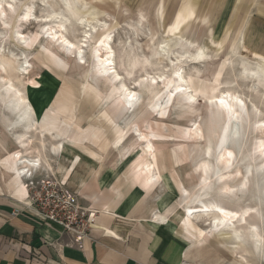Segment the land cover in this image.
Masks as SVG:
<instances>
[{
  "label": "rangeland",
  "instance_id": "rangeland-1",
  "mask_svg": "<svg viewBox=\"0 0 264 264\" xmlns=\"http://www.w3.org/2000/svg\"><path fill=\"white\" fill-rule=\"evenodd\" d=\"M223 1L17 0L14 3L15 9H8L4 15L0 14V29L4 33L0 37V43L4 41L0 60L7 62L6 67L16 77L17 83H24L23 89L30 95L37 111H52L56 116L70 112L72 118L79 116L83 129L95 127L98 140L93 138L95 145H87L96 149L100 155L114 156L118 161L126 158L133 165L142 164L139 162L144 158L134 156L137 145L132 144V136L129 135L126 142L117 147L116 137L121 126L102 115L103 111L118 108L112 102L117 98L118 90L117 84L92 73V47L85 49L88 60L86 66L79 64L77 59L57 53L52 45L41 50L46 41L52 39L49 35L50 27L58 29L62 21L67 23L65 35L72 40L82 39L87 31L88 36L90 35L89 42L97 44L100 36L109 32L113 38L111 46L120 80L127 87L136 88L137 81L144 79L141 87L135 89L139 93L140 104H145L148 98L144 90L147 80L163 75L164 79L170 80L167 81V86L158 88L156 97L140 110L145 113L138 122L142 129L148 128L154 138L167 141L166 145H158L159 149L167 148L164 149L167 158L159 160L167 161V167L172 170L166 174L162 171L159 183L169 194L175 196L171 205L165 207L178 210V214H183L181 207L200 206L202 203L217 204L234 211L257 208L258 212L255 211L248 222L256 226L259 236L254 237L251 230L246 229L242 232L240 244L234 243L235 237L230 233L231 230L225 233L217 229L210 231L212 227L208 220L203 218L198 222L197 226L206 233L205 236L207 233L210 235V243L194 249L199 256L194 264H264V165L261 166L264 153L261 154L257 149L258 143L264 140V133L259 132L258 127L260 123H264V53H258L252 50L250 44H245V39L248 42L256 39L251 34V27L264 0H252L248 12L242 11V19L235 18L236 9H233L225 29L214 34V16ZM29 9L35 15L32 20H38L39 25L23 24V15ZM53 12L59 15L55 16ZM82 15L94 20L88 21L90 25L86 22L81 26L79 17ZM47 16H51V24L43 22ZM67 18L70 19L68 22ZM69 23L75 25L70 26ZM170 23H173L171 31L166 33L164 26ZM18 31L27 35V45L19 43ZM25 57L35 59L34 70L30 76L18 77L13 67H17ZM185 60L188 61L187 64L181 63ZM178 65H182V74L186 79V82L179 83L184 85L179 95L174 92L176 81L173 76V70ZM45 74L58 81L54 91L50 92L52 95L43 86ZM29 79H32V84H29ZM199 80L217 84L220 91L236 92L242 98L245 111L241 115L240 133H232V127L226 123L227 113L218 109L215 104H207L199 97L194 101L190 100L188 94L194 90V81L196 84ZM158 81L162 83L161 79ZM188 84L191 88L187 90ZM87 90L92 94L86 93ZM6 102L2 98L0 84V111L3 113L11 112ZM191 105L195 107L188 110ZM166 111L168 114L165 119ZM196 114H199V121L202 123L204 139L209 140L212 145V181L210 189L201 193L196 201L183 203L179 188L184 186L191 191H198V177L192 169L202 160L204 152L203 148L194 149L191 144L171 145L175 143L174 140H185L188 136L186 127L177 128L173 125H188ZM91 134L93 132L89 133ZM224 145L236 157L232 172L240 170L248 178L247 188H240L239 178H235V175L228 183L236 189L231 195L223 193V184L218 181L222 174L228 173L218 160ZM77 151L80 157H90L80 149ZM189 154L193 156L191 162ZM184 162L189 164L176 168ZM157 165L161 167L159 163ZM249 167L251 173H247ZM39 175H46V172L40 171ZM170 176L174 182L171 188L166 185V179ZM161 186L157 185L156 189H162ZM181 225L184 227V223Z\"/></svg>",
  "mask_w": 264,
  "mask_h": 264
},
{
  "label": "crops",
  "instance_id": "crops-1",
  "mask_svg": "<svg viewBox=\"0 0 264 264\" xmlns=\"http://www.w3.org/2000/svg\"><path fill=\"white\" fill-rule=\"evenodd\" d=\"M245 1L244 4L242 0L223 1L214 16V34L225 29L233 9H236L235 18L242 19V11L248 12L252 5V0ZM251 34L256 39L249 42L245 39L246 46L250 44L252 50L264 53V4L254 18ZM42 83L49 94L58 85L49 74L44 75ZM28 116L25 111H0V264H194L198 261L194 249L210 243V235L203 233L197 238L174 221L172 214H168L165 222L157 219L175 195L169 194L160 183L147 184L141 164L133 165L126 158L118 161L117 157L100 155L92 149L87 143L95 145L93 138L98 140V134L93 126L83 129L78 114L72 118L40 111V116ZM104 118L112 120L111 116ZM53 136L78 147H89L98 156H81L80 161L71 159L54 150L58 141ZM17 153H21V159L16 157ZM23 159L38 164L29 165ZM25 166L63 181L79 205L97 213L88 237L66 233L25 208L26 173L19 171ZM157 185L162 189H156ZM16 211L19 214L15 215Z\"/></svg>",
  "mask_w": 264,
  "mask_h": 264
},
{
  "label": "bare ground",
  "instance_id": "bare-ground-1",
  "mask_svg": "<svg viewBox=\"0 0 264 264\" xmlns=\"http://www.w3.org/2000/svg\"><path fill=\"white\" fill-rule=\"evenodd\" d=\"M16 1L17 0H0V3H3V5H4V9L2 11H0V14L4 15L7 13L8 9H15L14 3ZM9 4L12 5L11 8L8 7ZM53 15L58 16L59 13L53 12ZM23 16H24L23 24H25V25H39V23L37 22L38 21L37 18H36L37 21L32 20V18H35V15L33 14L32 9H29L26 12V14ZM90 19L94 20V18H92V17ZM90 19H87L85 15H82L79 17V22H81L79 24H81V26H82V25H84V23L87 22L88 25H90L89 24ZM69 20L70 19L67 18V22ZM58 21H59V19H58ZM43 22L51 24L53 21L51 19V16H47L45 18V21H43ZM66 24L67 23L62 21L59 23V25L57 27L58 29H56V27H50V29H49L50 38H51V36L52 37L55 36V37H57V39L52 38V39L47 40L46 43L43 45V48L41 50H44L46 48V46L52 45L56 49L57 53L61 54L62 56L68 57V58L77 59L79 64L86 66V64L88 63V60H87V57L85 54L86 53L85 49H89L90 47H92V49H93L92 50V58H93V63H94L92 73L93 74L97 73L101 77L107 78L111 82L117 84L118 95H117V98H115L112 102L114 104H116L118 108H115V110H112V111H106L103 114L104 116H111L112 117V120H111L112 123H114L117 126H119V125L121 126V129H119V132H118L117 137H116L117 142L115 143V145H117V147L122 146L124 144V141L126 142V140L128 139V136L131 135L132 140H133L132 144L137 145V146H135L136 153L134 154V156H139V157H142L146 160L144 163L141 164V172L146 175V183L156 185L162 179L161 178L162 177L161 176L162 171L166 174L168 172L170 173L172 170L169 167H167L169 164L167 161L161 162V160H159V159L165 160L167 158L166 157L167 154L164 151V149H167V148L165 147L164 149H159L158 145H164V144L166 145L167 141L154 138L148 132V128H146V130L142 129L138 122L141 118H143V115L145 113V111H140V110L146 104H148L154 97H156L157 93H159L158 88L167 86L168 85L167 81H170V80L164 79L163 78L164 75L160 76V77H158V76L154 77L153 76V77H151L150 81L147 80V84L144 86V90H145L148 98H147V101L145 102V104L144 103L140 104L139 93L135 89L139 86L141 87V85L144 82V79L141 78L140 80L137 81L138 85L137 86L135 85L136 88L127 87V85H125L123 83V81L120 80V73L118 72V70L116 68L115 58L113 55L114 51H112V46H111L112 39H113L112 35L109 32H104L100 36V38L98 39L97 44H93V43L89 42L88 37L90 35L88 36L89 33L86 31L84 36H82V39L72 40L65 35V32L67 30ZM102 24H104V23H102ZM72 25L74 26L75 24H70V26H72ZM172 25H173V23H170V24H167L166 26H164L166 33H169ZM75 31H76V29H74V32ZM70 33H72V32H70ZM3 34H4L3 31L0 29V37ZM17 39L19 40L20 44H23V45L28 44L27 43V35H25V33L21 32V31L17 32ZM62 40H67L70 44H73L76 47H73L72 49H68L67 45L62 43ZM101 41H103V43H101ZM168 41H166V43H168ZM3 43H4V41H2L0 43V54H1V51H3V49H2ZM163 45H164V43H163ZM80 52L84 53V56H83L84 62L83 63L80 62L81 61ZM159 56H160V54H159ZM163 56L165 57V55H163ZM184 58H183V60H184ZM162 59H164V58L162 57ZM34 60L35 59L25 57L24 60H22V62L18 64L17 67H13V68H15V70L18 73L17 76L18 77H22V76H26V75L30 76L32 71L34 70V64H33ZM101 61H106V63H101ZM181 63L187 64L188 61H186V60L181 61ZM6 65H7V62L5 60H0V84L2 87V98L7 101L6 102L7 105L6 104L5 105L8 106V109L10 111H13V110L25 111L27 116H28V114L40 116V111H37L36 106L32 102L30 95L27 94L23 89L24 83L23 84L17 83L15 81L16 77L12 76L11 72L7 69ZM117 76L119 77V79H116ZM173 76H174V80L176 81L174 92L179 95L181 92L176 91V89L177 88L183 89V87H184V85L179 84V83L180 82L181 83L186 82V79L184 78V76L182 74V65H178L177 67L174 68ZM165 77H166V75H165ZM20 79L22 80V78H20ZM158 79H161L162 83H160L158 81ZM153 80H155L156 82L153 83L152 82ZM191 80H192V77H191ZM29 82H31L29 84H32V82H33L32 79H29ZM190 88L191 87L189 85V86H187L186 89L188 90ZM192 88L194 89L193 92H191V94H188V95H190L189 96L190 100L194 101L195 98L199 97L203 101H205L207 104H215V106H217L218 109H221L227 113L228 119H226L227 120L226 123L230 124V126L232 127V129H233L232 133H234V135L237 134L238 132L240 133L241 115H242L243 111H245V109H244V102H243L242 98L236 92L220 91L219 86L217 84H214L211 82L206 83V82H203L201 80H199L198 83H196V84L194 81V85ZM86 93H89L90 95L92 94V92L90 90H87ZM132 93H135V99H133V100L127 99V96L129 94H132ZM221 99L224 100L225 105L227 107H224L219 103V101ZM210 101H214V102H210ZM241 104L243 105V107H241ZM194 107H195L194 105H191V107H189L188 110H191ZM229 108L231 109V112L228 111ZM183 109H186V107ZM167 112L168 111H166L165 119L167 118V114H168ZM185 112L191 113L192 111H185ZM67 115L70 116L71 115L70 112ZM23 117H24V115H23ZM28 117L30 118V116H28ZM200 118H201V116H200ZM152 120H154V119H152ZM158 120L159 119L157 118L156 121L158 122ZM121 123H123V125H121ZM34 125H36V124H34ZM259 125H260V126H258L259 132L264 133V123H260ZM148 126H150V124ZM173 126H175L177 128L178 127H186L188 130V136L185 140H174L175 143L171 144V145H176V144L177 145H182V144L189 145V144H191V145H193L194 149L203 148L204 157L199 162V164L194 166L192 169V172L194 173V175L198 177V191H196V192L191 191L190 189H188L184 186H180V188H179V192H180L183 203L188 202V201H190V202L196 201L200 197L201 193H203L207 189H210V184L212 181V172H211L212 171V163H211L212 145L210 144L209 140L204 139V133L202 130V123H201V121H199V114H196L195 118L193 120H191L188 125H185V126L173 125ZM30 127H32V126H30ZM35 130H36V128H35ZM38 134H40V133H38ZM238 136H239V134H238ZM51 139H52V137H51ZM53 139H54V141H58L54 146V150L56 152L61 153V154L62 153L66 154V156L71 157V159H75V160H79V161L81 160L79 153L77 151L78 149H80V151H82L84 153L87 152L88 155H90V156H93V157L98 156L95 152L92 151V149H94L92 146H90L92 149H90L89 147H84L83 145H81L82 147H78L76 144H69V143H66L64 141H60L57 136H53ZM127 144H129V143H127ZM262 146H264V140H261L257 145V149H258V151L261 152V154L264 153L261 151ZM124 151H125V149H124ZM229 153H231V156H229ZM16 155H17L16 157H18L20 159L22 158L21 153H17ZM188 157L190 159L189 162H191V159L193 158V156H191V154H189ZM235 159H236V157L234 155V152L231 149L226 148L225 145L222 146V150H221V153L219 154L218 160L224 165V169L228 173L222 174L219 177L218 181L222 182V184H223L222 185V191L224 194H227V195L233 194V192L236 190L235 188L229 186V184H228L229 181L235 175H236L235 178H239V181H240L238 187L247 188V182H248L247 176H244L240 170H237L235 173L232 172L233 167H234L235 162H236ZM23 160L25 163H27L29 165L31 163L38 164V162H34V161L29 160V159H23ZM158 163L161 165L160 168L157 165ZM184 163L178 164L176 168L184 167V166L189 164V163H187V164L186 163L184 164ZM262 165H264V160H263L261 166ZM19 171L22 174H25L29 171V169L27 166H25V167L21 168V170H19ZM247 173H251L250 167H249ZM166 180H167L166 185L171 188L174 184L172 176H170ZM217 208L222 209L224 212L231 213V215L230 216H223V215H221L220 212L216 211ZM180 209L183 210L182 211L183 214H178V213H180V212H177L178 210L172 211L171 209L164 208V213H160V214L158 213L157 219L158 220L162 219L164 221L167 219L168 214H172V219L174 221H176L180 224L184 223L183 228H185L186 230H188L191 233H194L197 238H200L201 236H203L202 230H200L197 227V223L200 222L203 218H205L206 220L209 221L208 223L212 227V229L210 231H214L215 229H217V230H220L223 233H225V232H228L229 230H231L230 233H232V235L235 237L234 243H236V244L242 243L241 235H242V232L245 231L246 229L251 230L250 232L253 234L254 237L259 236V234L257 233L256 226L253 224H250L248 222V220L252 217L253 213L255 211L258 212L257 208H245L241 211H234V210L228 209L226 207H223V206H220L217 204H205V203L203 204L202 203V205H200V206L187 207V208L181 207ZM204 209H207V211H204ZM162 220H160V221H162ZM217 220L221 221V223H217L216 222Z\"/></svg>",
  "mask_w": 264,
  "mask_h": 264
},
{
  "label": "built area",
  "instance_id": "built-area-1",
  "mask_svg": "<svg viewBox=\"0 0 264 264\" xmlns=\"http://www.w3.org/2000/svg\"><path fill=\"white\" fill-rule=\"evenodd\" d=\"M24 177L26 209L58 225L66 233L89 236L95 226L97 213L79 205L63 181L52 175H39L33 170H29ZM14 214H19V211Z\"/></svg>",
  "mask_w": 264,
  "mask_h": 264
},
{
  "label": "snow or ice",
  "instance_id": "snow-or-ice-1",
  "mask_svg": "<svg viewBox=\"0 0 264 264\" xmlns=\"http://www.w3.org/2000/svg\"><path fill=\"white\" fill-rule=\"evenodd\" d=\"M8 7L11 8L12 5L9 4ZM3 9H4V5H3V3H0V11H2ZM170 31H171V29H170ZM52 38H53V39H57V37H55V36H53ZM22 39H23V38H22ZM62 43H64L65 45H67V48H68V49H72L73 47H76L75 45L70 44L67 40H62ZM101 43H103V41H101ZM80 56H81V61H80V62L83 63V62H84V60H83L84 53H83V52H80ZM97 58H98V57H97ZM101 63H106V61H101ZM146 78H147V77H146ZM116 79H119V77L117 76ZM152 82L155 83L156 81L153 80ZM125 91H126V90H125ZM176 91H178V92H182L183 89H182V88H177ZM172 94L174 95L175 93H172ZM127 99H129V100H133V99H135V93L129 94V95L127 96ZM210 102H214V101H210ZM219 103H220L222 106L227 107V106L225 105V102H224L223 99H221V100L219 101ZM241 107H243L242 104H241ZM228 111L231 112V109L229 108ZM261 151L264 152V146L261 147ZM229 156H231V153H229ZM204 211H207V209H204ZM216 211H217V212H220L221 215H223V216H230V215H231V213L224 212V211H223L222 209H220V208H217ZM216 222H217V223H221V221H219V220H217Z\"/></svg>",
  "mask_w": 264,
  "mask_h": 264
}]
</instances>
